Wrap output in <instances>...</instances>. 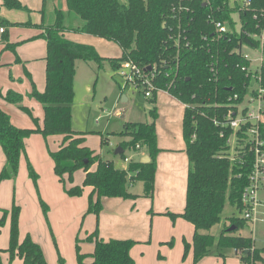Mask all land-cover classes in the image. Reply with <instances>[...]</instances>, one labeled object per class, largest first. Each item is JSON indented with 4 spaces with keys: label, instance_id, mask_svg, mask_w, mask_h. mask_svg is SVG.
Returning a JSON list of instances; mask_svg holds the SVG:
<instances>
[{
    "label": "trees",
    "instance_id": "16d2710c",
    "mask_svg": "<svg viewBox=\"0 0 264 264\" xmlns=\"http://www.w3.org/2000/svg\"><path fill=\"white\" fill-rule=\"evenodd\" d=\"M1 4L9 9L24 8L18 0H1ZM65 4L66 13L55 8L51 24H38L44 29L39 36L46 42L45 87L38 91L32 82L26 96L41 104L42 125L32 115L31 108L23 105L21 93L7 90L3 94L0 90V97L26 112L35 122L33 128L18 127L0 108V146L5 155L0 180L16 176L20 157L25 152L24 140L30 134H59L63 135L62 143L50 154L53 170L59 179L63 174L70 178L79 168L85 170L82 184L69 188L68 193L80 195L84 186H90L88 211L98 214L102 197L137 198L138 194L129 191L136 180L142 182L143 196H153L159 152L154 104L157 90L148 98L154 104L150 109L152 121H127L120 132L128 139L120 143L123 153L119 156L125 159L126 150H143L149 156L148 162L130 160L126 168L117 167L112 160L102 159L83 145L84 138L71 126L75 60H95L99 68L102 57L92 44L72 40L66 34L77 31L103 37L114 41L121 49L120 56L108 58L113 71L122 61L131 59L146 73L154 74L153 83L157 88L186 105L182 119L188 158L185 204L181 212L165 211L162 214L171 219L181 217L193 225L191 244L184 242L185 252L189 246L192 248V264L211 254L213 247L217 255L223 257L226 256L224 250L232 248L242 264L262 260L264 248L254 247L252 237L240 232L246 223L244 219L230 215L218 234L213 233V228L221 224V213L227 203L241 213V194L249 182L253 154L247 149L245 135L228 125H221V122L230 108L245 100L255 80L264 88V70L257 79V74L252 78L250 73L241 69L249 64L242 57L241 48L259 45L249 33L255 31L256 24H264V0H249L247 9L229 4V0H65ZM70 12L82 20L80 26L64 24ZM208 15L227 21L231 31L216 35ZM236 20L240 24L237 29ZM0 24L7 28L12 23L3 19ZM2 36L6 37V31ZM178 36L179 44L176 45ZM184 41L189 45L184 46ZM14 46L13 43L7 44L12 49ZM149 65L150 70L146 68ZM259 133L264 140V113ZM232 151L240 153L233 158ZM94 163L96 168L90 170ZM28 168L35 179L36 174L29 162ZM42 205L46 211V205ZM5 212L4 209L0 217V229ZM18 217L19 207L16 205L11 209L10 243L6 249H0V264H10L15 257L25 264H48L40 245L28 234L18 240ZM88 239L95 244L93 259L85 263V255L77 252L78 264H137L130 255L136 241L104 240L97 238L96 231ZM3 251L9 253L8 263L2 261Z\"/></svg>",
    "mask_w": 264,
    "mask_h": 264
},
{
    "label": "rangeland",
    "instance_id": "374dc122",
    "mask_svg": "<svg viewBox=\"0 0 264 264\" xmlns=\"http://www.w3.org/2000/svg\"><path fill=\"white\" fill-rule=\"evenodd\" d=\"M229 1L232 3L234 0ZM19 2L24 6L23 9H9L0 6L1 18L12 23L6 26L8 40L15 42V49L7 51L3 50L0 44V58L10 57L11 62L17 60L16 63L12 62L15 63L14 68L9 65L11 68L6 69V64L0 66V87L10 88L17 92L22 91L20 93L23 95V100L26 98L29 101L30 98L26 96V91L31 90L32 82L38 91H42L45 86V60L41 57L45 55L46 42L43 37L38 36L40 34L38 23H40L42 14L39 9L42 0H19ZM58 2L62 5V0ZM45 14L49 15L48 10ZM233 18L236 19L237 15L234 14ZM81 22L79 16L73 12H70L64 20V24L74 27L80 25ZM235 26L238 27L237 20ZM66 36L79 42L92 44L102 57L99 68L95 60L88 62L81 59L75 60L71 126L75 133L84 138L85 146L91 150L94 149L98 154L101 153L103 158L114 156L115 147L128 139L127 136L120 134L124 123L152 121L150 109L154 104L157 111L158 145L160 142L166 144L171 141L174 145L179 142L184 111V106L180 101L164 90H157L153 104L140 90L131 84H124L122 78L116 74V70H112L108 61V58L121 54L119 45L114 41L77 31H68ZM247 50L251 57L252 67L264 70V44L261 65L257 50ZM123 96L126 97L125 101L122 99ZM32 100L30 106L32 115L38 116V124L42 125V106L36 100ZM20 110L10 115L12 122L22 128L35 127V122L30 115ZM61 137L59 134L43 136L39 132L30 134L26 138V152L20 157L16 176L0 180V215L3 214L4 209L6 211L5 221L0 229V246H9L11 209L19 205V215L22 210L24 227L33 232L36 238L34 239L40 244L42 252L46 253L49 264H78L77 252L88 251L92 247L86 236L91 235L93 233L91 231L95 228H97V236L101 235L107 240L129 239L130 237L139 240L136 243L140 245V251L148 255L153 253L155 255L157 250L161 251L165 255L162 260H167L171 264H192V248L189 246L186 252L184 248L185 241H192V226L180 217L181 220L178 218L170 219L171 221L164 219L160 220L157 225L154 222L155 231L152 232V222L159 219L155 218L157 215L150 219L148 213L162 206L161 195L164 194H159L158 197L154 195L152 199L143 196L140 180H136L129 187L130 192L140 193L137 198L112 197L119 201V207L114 216L105 206L99 210L97 218L94 212L88 211L87 207L84 209L89 203L88 191H85L84 187L80 195L68 193V189L74 187L75 184L81 185L85 172L83 168L75 170L70 178L67 174H63L62 179H59L58 191L69 196L71 202L54 199L59 196L54 195L56 190L54 191L49 184L48 175L53 169L50 154L57 148ZM105 138L107 141H104ZM0 149H2L1 146ZM125 152L131 154L133 151L126 150ZM28 162L36 174L35 179L29 174ZM260 196H264V193H260ZM177 202L174 203L177 204ZM42 203L46 205V211L43 210ZM230 215L241 218L240 212L233 210L227 203L221 213V224L213 228L215 235L220 232L226 217ZM159 217L166 216L159 215ZM137 223L140 225L137 235H122L127 232V228L134 232V225ZM251 229L250 224L246 222L240 232L250 236ZM253 231V246L259 249L264 248V222L257 223ZM28 235L33 239L31 234ZM160 238L166 240L160 242ZM157 247L163 248L158 249ZM224 252L226 254L224 257L213 256L217 255L213 247L212 253L201 259H204L201 264L242 263L239 255L234 254L232 248H226ZM11 264L25 263L22 259L15 257ZM254 264H264V253H262V260H257Z\"/></svg>",
    "mask_w": 264,
    "mask_h": 264
},
{
    "label": "crops",
    "instance_id": "0c3cea01",
    "mask_svg": "<svg viewBox=\"0 0 264 264\" xmlns=\"http://www.w3.org/2000/svg\"><path fill=\"white\" fill-rule=\"evenodd\" d=\"M0 6H3L1 4V0H0ZM3 7H5V6H3ZM55 8H59L65 13L67 12V7H66V4H63V0H62V5H60L58 0H42L41 7L39 9L40 11H42V14L40 15L41 16V20H40V23H38V24H43V25L51 24L53 22V20H54V9ZM46 10H48V13H49V15H47V16L45 14ZM68 14H70V13H67V15ZM67 15H66V17H67ZM3 19L4 18H1V16H0V21L3 20ZM78 26H80V25H78ZM38 28H39V33H42L44 29L42 27H40V26H38ZM5 31H6V37H3L2 35L5 33ZM5 31L0 37V44L2 45V49L3 50H6V51L7 50H12L11 47L10 48L7 47V44H9V43H13L14 44L15 42H10L8 40L7 28H5ZM38 36H39V34H38ZM14 49H15V47H14ZM45 55H46V52H45ZM45 55H44V57H45ZM44 57H41V58L44 59ZM11 59L12 58H10V57L0 58V66H3L4 64H6L5 65V66H7L6 69H10L11 66H12V68H14V65L17 62V60L15 59V61H12V62H15V63H12ZM9 65H11V66L9 67ZM10 78H11V76H10ZM0 90L4 94L7 90H11V89L10 88L9 89H7V88H3L2 89L0 87ZM20 92H22V91H20ZM20 92H18V93H20ZM28 92H29V90L26 91V93H28ZM32 101H33L32 99L27 101L26 98H24L23 105H25V106L30 108V106L32 105ZM183 106H184V104H183ZM184 107H183V110H184ZM0 108L3 111H5L6 113H8L9 116L11 114L15 113L16 111L20 110L16 105L5 101L2 97H0ZM35 117H37L39 119L38 116L35 115ZM42 117H43V113H42ZM156 119H157V117H156ZM156 119H155V129H156V136H157ZM11 122H12V120H11ZM12 123L14 125L18 126V127H22V126H19V125L15 124V122H12ZM29 128H32V127H29ZM61 136L62 137L58 141L57 148L55 150H57L59 148V146L61 144L60 142H62L63 135H61ZM26 142H27V139L25 138V140H24L25 152H26V146H27ZM157 145H158V143H157ZM158 147H159V152H158V154L156 156V171H155V181H154L153 196L155 195V196L158 197L159 194H164V195H161V198H162L161 205L162 206L157 208V210H155L154 212L151 211V212L148 213L150 219H152V216H154V215H157L155 218L159 219L158 221L154 220L152 222V228H153L152 232L155 231L154 230V225H153L154 222L157 225V223L160 220H164V219L165 220L166 219L170 220L171 219L169 216L162 214L163 212L171 211V212H177L178 213V212H181L183 210L184 204H185L186 176H187V169H188V158H187L186 151H185V142H184L182 133H181V137H180L179 142H177L175 145L171 141H168V143H166V144L160 142ZM1 150L2 149H0V170H1V168L3 167V165L5 163V155H3V151H1ZM92 150H94V149H92ZM114 150H113V155L114 156H107L105 158L102 157L103 155L101 153L98 154L95 150L94 151L102 159H110V160H112L114 162V164L117 167H121V168H126L127 165H128V162L130 160L134 161V160L138 159L139 161H141V159L144 158L147 155L143 150H139V151H136V152H131V154H130V152H127V153L125 152V156H126V158H128V161H126L125 160L126 158L122 159L119 156V154H115ZM25 152L23 154H25ZM52 166H53V163H52ZM95 168H96V163L91 165L90 170H94ZM84 176H85V172H84V175L82 177V181L84 179ZM48 177H49V184L51 185L52 189L54 191L56 190L54 195L59 196V198H54V199H59V201L63 200L64 202H68V201L71 202V199L68 198L69 196H67L64 192H63L64 193V195H63L60 190L58 191V186H60L59 177L55 174L53 169H52V172L49 173ZM82 181H81V184H82ZM75 185H79V184H75ZM84 190L88 191V195H89V193H91L92 189H91L90 186H84ZM132 193L140 195L139 192H132ZM152 197H150V198L152 199ZM94 198H95V195H94ZM119 198H121V197H119ZM100 201H101V210H102V207L105 206V208H109L111 210V213L114 216L115 213H116L115 211H117V208L119 207L118 206V204H119L118 199H115V198H112V197H102L100 199ZM175 201H178L177 204L174 203ZM45 204H47V203L45 202ZM17 206L19 207V205H17ZM86 207L88 209V205H86L84 207V209ZM99 212H98V214H96L94 212V214L96 215V218L99 215ZM159 215L166 216V217H159ZM1 216L2 215H0V217ZM176 218L181 220L180 219L181 217L180 218L176 217ZM171 220H173V219H171ZM18 223H19V225H18L19 228L18 229H19V238H20L19 241H21L22 238L26 234H31L33 240L36 242V240H35L36 238H35L33 232L30 231V230H27L24 227L23 223H22V210H21V213H20L19 218H18ZM190 225L192 226V235H193V225L191 223H190ZM117 226H119V225L117 224ZM139 226L140 225H138V223L134 225V228H135L134 232L133 231H129L128 228H127V232L125 234H122V235H130V236L137 235V233L139 231V229H138ZM95 231L97 232V228H95L91 232L94 233ZM93 233H91V234H93ZM121 233H124V232H121ZM170 235H171V232H170ZM167 236L169 237V234ZM86 237H87V240L91 242L92 247L88 251H84V252H81V253L85 255V258L83 259L84 262L85 263H90L92 261V259H93L91 255H92V253L94 251L95 244H94L93 240H89L88 239L89 235H87ZM97 238L104 239L103 236H101V235H98ZM129 239H132V240H134L136 242L137 241L139 242V240L133 239L131 237ZM104 240H107V239H104ZM160 240H161L160 242H164L162 240H166V239L165 238H160ZM187 242L191 244L190 241H187ZM7 247L6 246H0V249H6ZM159 248L162 249L163 247H159ZM138 253H140V254H138ZM43 254H44V257H45L46 261L48 262L46 253L43 252ZM130 255H131V257L134 259V261L137 264H171V263L167 262V260H162V258H164L165 255L161 251L157 250L155 255H154V253L151 254V255L150 254L148 255L144 251H140V245L137 244V243L131 247ZM213 256L217 257L218 255H213ZM1 257H2V261L4 263H8V261H9V253L8 252H6V251L1 252ZM156 258H158L160 260H157ZM12 260H11V262H12ZM203 260H201L197 264H201V262ZM48 264H49V262H48Z\"/></svg>",
    "mask_w": 264,
    "mask_h": 264
},
{
    "label": "built area",
    "instance_id": "2783aa9c",
    "mask_svg": "<svg viewBox=\"0 0 264 264\" xmlns=\"http://www.w3.org/2000/svg\"><path fill=\"white\" fill-rule=\"evenodd\" d=\"M237 4L241 9H247L249 6V0H234L229 4ZM254 18H257L254 14ZM264 20V14H263ZM208 19L212 22L214 33L216 35H225L231 31L227 21H221L214 18L212 15H208ZM235 27V29L239 28ZM255 31L249 33V35L258 41V47L251 48L243 46L241 48L242 57L249 62L248 66H242L241 69L250 73L252 78L260 79L259 74L261 70H257L252 67L251 57L247 49L257 50L259 56L260 65L263 61L262 46L264 44V24H256ZM5 31V27L0 25V35ZM185 40V38H184ZM175 44H179V36L175 39ZM184 46L189 45L188 41H184ZM116 74L122 78L124 84H131L138 90H140L145 97L149 98L152 96L153 91L162 90L155 86L153 83V73H146L131 59L122 61L117 70ZM260 81L254 82L248 89V94L245 100L237 105L235 108H230L224 115V120L221 125H228L234 130H238L245 135L244 141L248 142V151L253 154V161L251 171L249 173L248 185L243 189L241 194V218L244 219L250 226L251 237L254 236V227L257 223L264 222V196H260V193H264V140L260 137L259 123L264 113V88L259 84ZM236 98L237 96L234 95ZM184 106H186L184 104ZM217 123V121H216ZM235 152V151H234ZM232 151L231 156L235 154ZM240 153V152H239ZM128 161V158L125 159ZM242 264V263H240Z\"/></svg>",
    "mask_w": 264,
    "mask_h": 264
},
{
    "label": "water",
    "instance_id": "95a60500",
    "mask_svg": "<svg viewBox=\"0 0 264 264\" xmlns=\"http://www.w3.org/2000/svg\"><path fill=\"white\" fill-rule=\"evenodd\" d=\"M148 70H150L151 69V66L149 65V66H147L146 67ZM123 101H125L126 100V97L125 96H123ZM114 153L115 154H121V153H123V149L120 147V146H117L116 148H115V150H114ZM149 160V157L146 155L144 158H142L141 159V162H147ZM230 229H232V227H230ZM229 229V230H230Z\"/></svg>",
    "mask_w": 264,
    "mask_h": 264
}]
</instances>
